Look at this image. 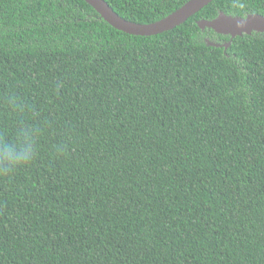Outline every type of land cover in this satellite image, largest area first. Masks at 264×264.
Here are the masks:
<instances>
[{"label": "trees", "instance_id": "obj_1", "mask_svg": "<svg viewBox=\"0 0 264 264\" xmlns=\"http://www.w3.org/2000/svg\"><path fill=\"white\" fill-rule=\"evenodd\" d=\"M159 21L188 0H106ZM149 36L85 0H0V264H264V32Z\"/></svg>", "mask_w": 264, "mask_h": 264}, {"label": "water", "instance_id": "obj_2", "mask_svg": "<svg viewBox=\"0 0 264 264\" xmlns=\"http://www.w3.org/2000/svg\"><path fill=\"white\" fill-rule=\"evenodd\" d=\"M85 1L98 12L100 18L104 19L114 28L128 34L149 36L181 25L213 0H188L167 17L151 23H140L124 18L106 0ZM197 23L201 29L211 28L217 33L230 35L231 39L225 43L209 41V44L224 47L226 50L231 45L232 39L236 36H242L245 33L252 34L254 31L264 32V15L260 13H251L246 17H242L228 15L221 11L217 17L213 19H200Z\"/></svg>", "mask_w": 264, "mask_h": 264}, {"label": "clouds", "instance_id": "obj_3", "mask_svg": "<svg viewBox=\"0 0 264 264\" xmlns=\"http://www.w3.org/2000/svg\"><path fill=\"white\" fill-rule=\"evenodd\" d=\"M32 140L25 134L16 145L0 141V174L5 168L25 165L31 159Z\"/></svg>", "mask_w": 264, "mask_h": 264}]
</instances>
